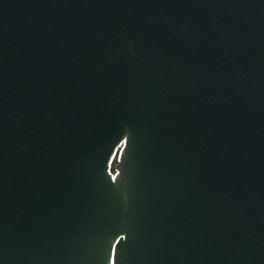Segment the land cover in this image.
Returning <instances> with one entry per match:
<instances>
[{
  "label": "water",
  "instance_id": "1",
  "mask_svg": "<svg viewBox=\"0 0 264 264\" xmlns=\"http://www.w3.org/2000/svg\"><path fill=\"white\" fill-rule=\"evenodd\" d=\"M0 264H264V0H0Z\"/></svg>",
  "mask_w": 264,
  "mask_h": 264
}]
</instances>
